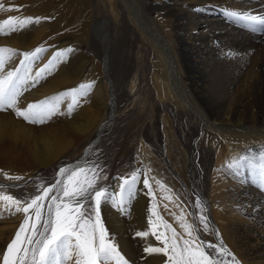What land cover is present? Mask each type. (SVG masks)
I'll return each instance as SVG.
<instances>
[{
    "label": "rangeland",
    "instance_id": "obj_1",
    "mask_svg": "<svg viewBox=\"0 0 264 264\" xmlns=\"http://www.w3.org/2000/svg\"><path fill=\"white\" fill-rule=\"evenodd\" d=\"M153 2L146 0V4ZM105 13L112 15L110 27L103 25V28H107V34L109 29L111 31L108 36L104 32V36L99 34L95 25L96 19L101 20ZM118 13L119 9L111 13L107 0H0V23L10 18L18 21L33 18V22L22 30L0 35V48L13 49L17 53L11 59L5 53V68L0 75L19 66L23 59L20 53L33 52L37 48L46 50L40 54V59L33 62L30 75L34 77L56 52L72 49L70 53L66 52L62 61L55 62L54 69L46 73V78H42L35 87L31 83L25 86L18 99L17 106L20 109L75 89L81 84L92 85L70 116L67 114L68 98L61 104L60 112L44 124H29L17 118L10 109L0 112L2 117L8 116L22 128L31 129V136L43 138L41 144L38 142L40 145L36 141L29 144L25 138L23 141L20 138L16 144L14 139L2 143L0 195L28 200L42 193L43 189L38 188V185L47 187L53 183L61 167L97 166L100 176L98 186L109 189L113 194L112 199L102 205L103 208L118 213L126 222L132 223L133 205L142 187L144 194L141 197L146 203L144 222L141 224L143 229L150 227L148 221L152 219L157 235L165 232L170 236L162 221L187 239L179 222V218L183 217L185 222L194 226V235L198 234L197 242L202 241L205 250L220 264H235V255L240 257L236 248L237 220L231 218L228 224V216L223 212L229 190L227 176L232 168L229 165L233 161L228 163L224 160L221 138L208 134L209 127L194 109L186 106L180 112L169 102L159 100L154 69L156 60L136 31L122 26ZM155 15V12H150L148 16ZM37 19L38 23L35 22ZM240 24L244 27L247 25L242 21ZM155 31L158 34L159 29ZM208 66L202 67L205 70L195 72L203 87L198 95L202 99L199 106H208H203L207 115L202 116L211 119L208 111H212L214 118H220L223 103L219 90L212 87L211 82L224 78V88H227L234 75L223 69L224 64H220V70L214 72ZM259 69L260 83L264 84V64ZM71 72L78 74L76 77H64ZM184 73L185 82L189 83L191 74L187 75L185 70ZM133 83L135 89L131 91ZM99 89L102 90L100 98L96 97ZM263 102L248 94L245 105L250 109V105L256 107ZM256 112L259 114L260 110ZM142 144L151 148L155 155L153 164L156 181L159 182L157 191L153 188L152 178L141 157ZM28 148L34 150L31 157L28 156ZM156 156L158 163L155 161ZM133 172L138 173L137 184L132 194L125 192L121 203L120 183L125 177L131 179ZM209 178L210 183L207 184ZM144 179L149 181L151 191L144 188ZM230 189L231 192L235 190L232 184ZM221 193L224 194L219 196ZM197 200L201 202L200 207L196 205ZM231 207L229 209L232 210ZM233 211L236 213V210ZM201 215L206 218V230L200 220ZM149 234H153L151 227ZM153 237L154 240L148 241L145 247L163 248V243L156 239V235ZM209 244L226 251L217 254L213 248H208ZM145 247H142L143 251ZM138 249L137 245L132 251L118 248L128 264H147L149 258L155 256L169 264L168 257L163 253L149 254L144 251L134 255Z\"/></svg>",
    "mask_w": 264,
    "mask_h": 264
},
{
    "label": "bare ground",
    "instance_id": "obj_2",
    "mask_svg": "<svg viewBox=\"0 0 264 264\" xmlns=\"http://www.w3.org/2000/svg\"><path fill=\"white\" fill-rule=\"evenodd\" d=\"M153 1V3L146 4V0H107V3L111 13L119 9L118 14L122 26L127 30H135L145 43V48H150L156 60L154 69L156 84L159 88L157 91L159 100L169 102L180 112L184 111L186 106L194 109L209 127L208 134L221 138L223 158L226 162H234L244 156L253 163H260L258 160L264 152V102L256 107L250 105V109L246 107L245 102L248 94L257 97L259 101L260 99L264 101V84L260 83V69L258 70L264 64V31L253 30L250 25L241 26V21L234 19L228 13L264 16V0ZM150 12H155L156 15L149 17ZM111 16L105 13L104 18L96 19L97 24L95 25L99 34L104 32L107 36L111 35L110 29L107 34V28H103V25L110 27ZM157 28L159 29L158 34L155 33ZM97 44L100 45V43ZM220 64H224L223 69L233 72L235 77H232L227 88H224L222 81L224 78L214 79L211 82L212 87L219 90L223 113L220 118H214L212 115L215 114L208 111L209 116L212 117L210 119L202 116L207 115L206 109L203 108V101L200 103L203 105L199 106L202 100L199 96L203 87L200 86L198 73L195 74V72L205 70L202 67L207 65H209V70L214 72L220 70L218 67ZM184 70L187 71V75L191 74L188 77L189 83L185 82ZM77 74L71 72L64 77L68 78L69 75L76 77ZM131 85V91H133L135 84ZM101 91L100 89L96 91V97L100 98ZM257 110H260L259 114ZM31 131V129L22 128L8 116L2 117L0 114V148L6 140L14 139L16 144L20 138L22 141L23 138L27 139L29 144L31 141L41 144L43 138L31 136L29 134ZM27 150L28 156L31 157L34 150L29 148ZM140 151L149 176L152 178L153 188L157 191L159 183L156 181V169L153 164L155 155L152 149L144 144L141 145ZM155 161L157 163L159 161L157 156ZM182 173L185 175V170ZM208 183H210V178ZM226 183L229 184V190L223 212L228 216L227 222L234 217L237 220L238 245L236 244V248L239 250L240 257L235 255L234 262L235 264H264V185L255 178L247 166V161L243 163V166L231 168ZM230 184L235 188L234 192L232 191L234 194L230 191ZM211 192L210 187V195ZM143 194L141 187L138 199L133 205L132 223L126 222L118 213L102 207V222L112 241L121 251H132L137 245L139 249L133 253L134 255L142 254L144 252L142 247L147 246L148 241L154 240L153 234L145 238L136 235L137 232H150V227L143 229L141 226L144 222L146 204L141 197ZM210 206L213 210L212 203ZM231 206H233L232 210L229 209L232 208ZM233 210H236V213ZM30 214H32L31 211ZM46 217L47 211L44 212V218ZM24 218L22 212L14 216L5 212L4 218H0V264H3L7 244L15 237ZM152 258H149L147 264H166L163 258L157 256ZM69 264H74V262H69Z\"/></svg>",
    "mask_w": 264,
    "mask_h": 264
},
{
    "label": "snow or ice",
    "instance_id": "obj_3",
    "mask_svg": "<svg viewBox=\"0 0 264 264\" xmlns=\"http://www.w3.org/2000/svg\"><path fill=\"white\" fill-rule=\"evenodd\" d=\"M228 14L252 26L253 30L264 31V16L237 12ZM32 22L33 18L20 21L15 18L5 20L0 23V35L22 30ZM35 22L38 23L39 20ZM44 51L46 50L43 48H37L33 52L20 53L23 59L19 66L5 75H0V112L10 109L15 112L17 118H22L25 122L35 125L51 120L60 112L61 104L68 98H70L67 106L69 116L79 106L80 100L86 96L92 85L81 84L75 89L30 103L24 109L17 106L25 86L31 83V86L35 87L42 78H46V73L54 69L55 62L62 61L66 52L70 53L72 49L56 52L49 63L32 77L30 74L33 62L40 59V54ZM5 53L8 54L9 59L17 55L13 49L0 48V73L4 72ZM245 161L255 178L264 185V155L261 156L258 164L242 156L229 167L243 166ZM137 178L138 173L133 172L131 179L127 177L122 179L119 190L121 203L125 192L133 193ZM99 179L97 166H65L59 169L53 183L47 187L43 184L38 185V188L43 189L42 193L28 200L17 199L11 195H0V205H2L0 218H4L5 212L11 216L22 212L25 217L15 237L6 246L3 264H69V262H74V264H128L102 222V205L112 199L113 194L109 189L98 186ZM143 186L151 191L147 179L143 180ZM196 205L200 207L201 202L197 200ZM45 207L47 209L46 218H44ZM149 211L153 212V209ZM200 220L206 230L208 228L206 218L201 215ZM179 222L187 239L179 236L170 225L162 221L164 229L171 235L167 236L165 232L157 235L153 220L149 219L148 223L153 229V235H156V239L163 243L164 247H145L144 251L149 254L163 253L168 257L169 264H220L210 252L205 250L202 241L197 242L198 234L194 235V226L185 222L183 217L179 218ZM136 235L145 238L149 232H137ZM208 248H213L217 254L226 251L212 244H209Z\"/></svg>",
    "mask_w": 264,
    "mask_h": 264
}]
</instances>
